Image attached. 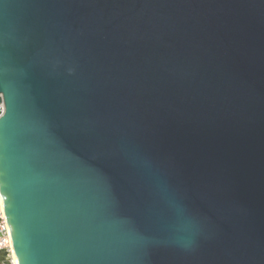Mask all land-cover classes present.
Masks as SVG:
<instances>
[{"label":"water","instance_id":"95a60500","mask_svg":"<svg viewBox=\"0 0 264 264\" xmlns=\"http://www.w3.org/2000/svg\"><path fill=\"white\" fill-rule=\"evenodd\" d=\"M0 105L17 264H264V0H0Z\"/></svg>","mask_w":264,"mask_h":264},{"label":"built area","instance_id":"2783aa9c","mask_svg":"<svg viewBox=\"0 0 264 264\" xmlns=\"http://www.w3.org/2000/svg\"><path fill=\"white\" fill-rule=\"evenodd\" d=\"M2 109V105H0ZM0 264H17L0 195Z\"/></svg>","mask_w":264,"mask_h":264}]
</instances>
